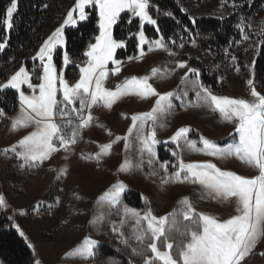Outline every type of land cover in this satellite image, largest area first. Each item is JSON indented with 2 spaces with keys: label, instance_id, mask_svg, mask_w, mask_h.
I'll return each instance as SVG.
<instances>
[{
  "label": "snow or ice",
  "instance_id": "6c2138e0",
  "mask_svg": "<svg viewBox=\"0 0 264 264\" xmlns=\"http://www.w3.org/2000/svg\"><path fill=\"white\" fill-rule=\"evenodd\" d=\"M90 6H94L99 13V35L95 38V43L90 44L84 53L87 60L79 69V79L76 82L70 84L63 75L58 74L53 63V52L58 45L64 44L63 27H61L55 30L37 53L36 58L43 68L40 84L34 86L29 71L22 66L6 83L0 85V90L11 88L19 94L20 114L12 123L13 131L21 127L34 126V130L29 135L21 139L18 145L5 149L4 154L15 153L25 165L30 167L50 159L61 148L66 153L65 159H67L70 146L75 145L78 139L82 138V131L92 125L94 120L92 108L102 106L111 109L113 104L125 96H136L142 100L151 97H157V99L151 111L131 117L132 124L126 136H117L112 142L101 145L100 151L95 156L83 158L94 159L100 163L103 157L111 154L113 144L121 140L125 141L124 147L127 152L130 146L129 137L135 132L136 139L140 143V154L143 156L147 153L148 164L151 165L156 157L154 146L160 143L156 139V128L164 127L163 123L158 125V118L171 113L175 107L172 102L173 97L180 100L181 96L186 97L188 94L183 87L176 92L159 93L149 83L150 79H167L174 73L155 67L151 69L149 75L132 76L117 85L114 91L107 89L105 82L110 74L109 63L115 66L111 69L113 75H118L122 70L123 62L117 60L115 54L117 49L124 48L126 45L124 41H118L112 35L113 25L116 24L121 13L127 12L132 17H138L141 28L145 23L155 26L157 21L148 12L149 0H76L74 7L67 13L64 25H74L77 22L73 16L77 10L79 19H86L85 9ZM16 10L17 0H11L3 20L8 30L13 28L12 18ZM156 30L159 31V28L157 27ZM243 30L241 27L242 32ZM137 35L140 56L131 57L130 60L139 59L146 54L144 45L148 46L149 52L163 50L170 56L175 55L168 50L163 36L149 41L143 31H139ZM248 38L245 34L244 39ZM6 46V41H0V50ZM180 47H183V44ZM70 63L71 59L65 51L63 66L67 67ZM176 68L187 69L181 78V86L190 84L195 92V101L188 102L187 106L207 107L213 112H218L222 120L235 124V133L238 134V138L222 147L200 137L199 142L202 147H197V141L188 139L191 129L181 127L170 138L171 142L175 143L177 148L183 144L189 152L219 160L236 158L243 164L258 170L259 174L253 178H247L232 171L221 170L211 161L185 163L181 153L175 152L173 155L177 157V165H175L177 170L170 176L162 177V183L198 184L201 186L203 197L218 202L234 201L236 214L225 221H220L213 216L197 213L190 200L185 197L179 202L181 207L168 216L158 218L153 215L151 209L141 215L140 212L124 206L123 217L134 221L133 234L138 242H142L146 236L152 240V243L147 246L152 256L145 259V264H241L255 249L261 237H264V94L256 90L250 79L248 86L251 100L217 96L200 82L198 69L189 68L186 61L177 62ZM237 71H239L238 68ZM189 74L194 78L190 79ZM22 85H27L32 94L26 95L21 90ZM58 94L62 99H58ZM2 115L3 111L0 110V116ZM57 118L60 122H57ZM149 122H151V130L146 133L145 129L149 126ZM108 134L111 135V132ZM17 148L20 151H17ZM132 168L131 161L126 157L118 171L126 173ZM160 168L167 173V164L161 163ZM66 172V168L61 169L60 175ZM126 188L122 181H117L98 198L97 206L105 203L110 208L120 205L121 193ZM4 206H6L5 199L0 196V207ZM177 215L182 216L184 221H189L191 226L185 225L184 230L181 231L174 219L170 222V217L174 218ZM103 219V214L98 215L92 223L100 224ZM124 222L125 220L122 219L121 226ZM145 223L146 227H144ZM116 230L114 225L113 231ZM169 231H176L182 237H188L186 241L181 240L177 246L179 260L172 255L173 243L168 242L166 235ZM20 234L24 235L23 232ZM162 237L165 251H161L157 243ZM96 243L86 238L69 255L91 258L94 255L93 249ZM36 264H39V261H36Z\"/></svg>",
  "mask_w": 264,
  "mask_h": 264
},
{
  "label": "rangeland",
  "instance_id": "374dc122",
  "mask_svg": "<svg viewBox=\"0 0 264 264\" xmlns=\"http://www.w3.org/2000/svg\"><path fill=\"white\" fill-rule=\"evenodd\" d=\"M93 7H86V19L80 20L77 10L73 14L74 19L77 21L74 25H64L63 22L61 27H63L64 44L58 45L56 49H66L65 29H74L85 23L89 18L88 10ZM124 13H121V15ZM118 22L119 18L116 24L113 25L112 35ZM125 49L126 47L116 50L115 58L117 60H119L118 53ZM144 49L146 54L139 59L120 60L123 63L121 65L122 70L118 75L111 73V69L115 66L109 63L110 74L105 82V87L114 91L116 86L121 84L126 78L149 75L151 69L155 67L161 70L167 69L174 73L167 79H150L149 83L159 93L176 92L182 87L188 93L186 97L181 96L180 100L173 97L172 102L175 107L171 110V113L158 118V125L163 123L164 127L157 126L156 128V139L160 143L154 146L156 157L151 165L148 164V154L145 153L143 156L140 154V143L136 139L135 132L129 137L130 146L127 152L124 147L125 141L121 140L113 144L111 154L103 157L100 163H97L94 159H85L83 157L95 156L100 151L101 145L112 142L117 136H126L132 124L131 117L138 113L151 111L157 97L142 100L136 96H125L113 104L111 109L102 106L93 107L92 115L94 120L92 125L82 131V138H79L75 145L70 146L67 159H65L66 153L61 148L50 159L43 163H38L37 166L30 167L25 165L24 161L18 158L15 153H7L10 157L21 160L23 165L18 166L20 170H17L16 175L12 173L7 175L5 170H0V196H3L6 202V206L1 207V210L9 218L14 231L24 238L26 243L34 250L35 264L36 261H39V264H87L89 258H80L69 254L77 246L81 245L86 238L97 242L94 246V251L99 245L109 239L110 236L104 237L109 232L121 241H126L125 243L136 245L138 241L133 234L135 224L131 218L125 219L123 217L124 206L140 212L141 215L151 209L153 215L158 218L168 216L181 207L179 202L182 199L187 197L190 200L193 189L196 191V198L193 200L192 205L197 213L213 216L220 221H225L235 215L234 201L218 202L211 198L203 197L201 186L198 184L192 189L187 186L182 188L185 183H162V177L170 176L177 170L175 167L177 165V157L173 155L175 152L181 153L185 163L211 161L221 170L232 171L247 178H253L259 174L258 170L243 164L236 158L219 160L203 154L189 152L183 147V144H181L180 148H177L176 144L171 142L170 138L181 127L191 129L188 133V139L197 141V147H202L199 142L200 137H204L223 147L238 138V134L235 133V124L222 120L218 112H213L207 107L187 106L188 102L195 101V92L191 89L190 84L181 86V78L187 72V69L176 68L177 62L184 61L181 59V52L171 51L175 55L170 56L168 52L163 50L149 52L147 45H144ZM139 56L140 49L137 57ZM69 66L70 64L58 74L63 75L65 78V70ZM188 67L191 68L189 64ZM189 78L192 79L194 77L189 74ZM250 79L255 87L253 76L248 79L230 77V89L223 95L217 96L251 100L252 97L248 86ZM199 80L203 84L200 75ZM109 81H111L109 86L112 85L110 87L107 85ZM204 86L207 87L206 85ZM3 90L16 92V90L11 88ZM21 90L26 95L32 94L27 85H22ZM58 99H62L59 94ZM0 110L3 111V115L0 116V120H2L7 114L5 109L0 108ZM19 114L20 102L16 112L9 117L3 142L0 145V151L2 152L18 145L21 139L34 130V126H29L13 131L12 123ZM57 122H60L59 118H57ZM150 130L151 122H149L145 132L147 133ZM109 132H111V135L108 134ZM17 151H20V149L17 148ZM168 156L173 157L174 161L166 159ZM126 157L131 161L133 168L130 172H119L118 169ZM141 161L143 162L141 163ZM161 163L167 164V173L160 168ZM136 165H140V167H136ZM64 168L67 169L66 174L60 175L61 169ZM45 169L54 170L58 180L61 176H69V179L65 184H61L60 181H51L48 175L49 172ZM117 181H122L127 186L126 190L121 193V202L127 194L135 192L140 194L145 208L136 209L129 204H123L120 209L117 208L119 205L110 208L106 203L98 207V198L106 193ZM7 182L13 183V189L15 190L12 193H9L11 190L7 186ZM55 187L59 192L56 193ZM196 204H200L199 208L195 206ZM101 214L104 216L102 223L93 225V219ZM122 219L125 222L121 226ZM114 225L116 226V231H113ZM144 227H146V223ZM20 232H23L24 235L22 236ZM47 233H52L54 237L44 236ZM256 253L260 257L256 259L255 264H264V255H261V253H264V237H261L255 249L241 264H248ZM0 264H2L1 261Z\"/></svg>",
  "mask_w": 264,
  "mask_h": 264
},
{
  "label": "trees",
  "instance_id": "16d2710c",
  "mask_svg": "<svg viewBox=\"0 0 264 264\" xmlns=\"http://www.w3.org/2000/svg\"><path fill=\"white\" fill-rule=\"evenodd\" d=\"M75 3L76 0H17V10L12 18L13 28L8 30L3 20L11 0H0V41L7 42V46L0 50V85L6 83L22 66L31 74L33 85L42 82L40 78L43 68L36 58L37 53L55 30L61 27ZM148 12L157 21V25L146 24L141 28L139 19L127 12L119 17L114 29V39L126 44V49L118 53L119 60L138 56L137 34L143 31L150 41L163 36L168 50L181 52V59L191 68L198 69L203 84L216 95H223L230 89L232 76L239 79L253 76L256 90L264 94V0H149ZM88 13L89 18L85 23L74 29H65L66 49H58L53 56V63L58 72H61L64 70L63 54L67 51L71 63L65 70V78L70 84L79 79V69L87 60L84 53L99 35L96 8L89 9ZM157 27L159 31L156 30ZM245 34L249 37L247 40L244 39ZM181 44L183 47H180ZM110 82L108 87L112 86H109ZM18 106V93L0 90V108L5 109L7 114L0 120V145L9 117L16 112ZM172 158L168 156L166 159L173 162ZM0 161V170H5L7 175H16L20 170L18 166L23 165L21 160L5 155L2 151ZM45 170L49 172L51 181L65 184L69 179V176H61L58 180L54 170ZM12 184L7 182L11 190L9 193L15 190ZM186 186L193 189L196 184L185 183L182 188ZM57 192L59 190L56 188ZM195 193L193 189L191 203L196 198ZM123 204L136 209L145 208L140 194L135 192L127 194L117 208L120 209ZM195 206L199 208L200 204ZM172 219L181 231L185 225L191 226L182 216L170 217V222ZM166 235L168 242L173 243L172 255L179 260L177 246L188 237H182L176 231H169ZM44 236L54 237L52 233ZM106 236H110L109 239L94 250V255L87 264H145V259L152 256L147 248L152 243L148 236L136 245L121 241L111 232L104 237ZM157 243L161 251L166 250L163 237ZM259 257L258 253L254 254L248 264H255ZM35 258L34 250L14 231L9 218L0 207L2 264H35Z\"/></svg>",
  "mask_w": 264,
  "mask_h": 264
},
{
  "label": "crops",
  "instance_id": "0c3cea01",
  "mask_svg": "<svg viewBox=\"0 0 264 264\" xmlns=\"http://www.w3.org/2000/svg\"><path fill=\"white\" fill-rule=\"evenodd\" d=\"M57 49H55V51H56ZM53 54H54V52H53Z\"/></svg>",
  "mask_w": 264,
  "mask_h": 264
}]
</instances>
